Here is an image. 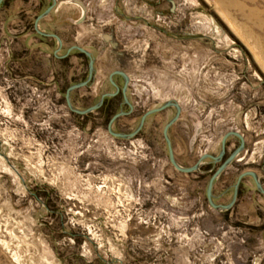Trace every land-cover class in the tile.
Wrapping results in <instances>:
<instances>
[{
    "label": "rangeland",
    "instance_id": "obj_1",
    "mask_svg": "<svg viewBox=\"0 0 264 264\" xmlns=\"http://www.w3.org/2000/svg\"><path fill=\"white\" fill-rule=\"evenodd\" d=\"M81 1L91 11L77 44L113 29L129 54L117 67L131 79L134 112L116 132L175 100L182 112L169 135L181 166L216 156L230 131L245 138L215 184L217 204L232 201L242 172L264 186V0ZM9 2L0 6V264H264V195L246 177L233 209H213L206 189L220 164L173 167L163 136L173 108L115 138L98 112L78 116L54 89L39 98L9 77L8 29L21 24H10ZM238 144L229 138L227 155Z\"/></svg>",
    "mask_w": 264,
    "mask_h": 264
},
{
    "label": "flooded vegetation",
    "instance_id": "obj_2",
    "mask_svg": "<svg viewBox=\"0 0 264 264\" xmlns=\"http://www.w3.org/2000/svg\"><path fill=\"white\" fill-rule=\"evenodd\" d=\"M23 1L25 3V7L16 16L18 17L21 23L19 24V26L23 28L25 32L34 33L35 35L37 34L38 38L43 43L51 44L52 47L54 46L56 48V58H54V60L56 61V69L53 75L54 87L53 88L48 87L47 83L44 80L45 74H41V73L37 74L36 72H32L33 74H31L32 75L31 78L33 79V81L30 84V90H32V93L34 91V93L39 92L40 94H42V93H45L47 91L54 89L57 96L61 98L65 97L66 99V93L69 87L76 85V84L86 82L90 78V75H91L90 62L92 58L94 61L93 63L94 71L92 73L91 80L85 86L73 90L71 93V99L76 108L84 110V109H87L97 104L104 95L114 94V96H105L103 105L95 112L89 113L88 115H85V116L89 117L91 114L98 112V115L102 118V120L108 119V123H109L111 118L114 115L118 114L119 112L121 111L129 112V114L121 116L117 120H115L113 124V130L116 132L118 130L117 121L123 117L131 116L134 112V107H133V110L131 111L129 105L125 102L124 88L126 86V77L123 74H125L129 78L127 86H126L127 96L129 92V86H130L131 79L123 67H117V64L122 65L125 62H127L129 54H127V51L124 48H121V44L115 33V30L110 29V30L105 31L104 33L102 32L98 34L97 37H93L92 39H89V42L86 43L85 45L82 44V46H79V44H77L78 37L80 36L79 30H78L79 26L86 23L89 17V12L91 11L90 3H87L86 5L85 2L82 1L86 6V14H85L84 21L81 24H79V20L81 19L83 15V10L78 5L81 8V13H77L78 15H75L74 18L72 17H67L65 19L62 18V20L60 21L61 24L63 26L65 25L66 27H64L63 33H56V35L60 39L59 41L54 37L39 34L37 31V27L40 30L39 28L40 23L44 19L48 18L50 14L57 9L59 5V1L56 0L57 3L54 6V8L51 10L49 15L41 19L38 22V25H36L38 16L43 14L49 7L53 5V0H23ZM67 1L73 4H76L74 2L76 0H67ZM16 2L17 0H10L9 4L10 6H14ZM51 34H54V33H51ZM49 39L51 41H49ZM76 47L83 48L84 50H86L87 52L91 54V57H89L86 53L81 52ZM74 60H77L76 65H75ZM113 64H116L114 68H112ZM100 68L103 69L104 72L107 71V74L105 77L106 80L102 84L101 82H96V78H97ZM111 78L115 84L112 83ZM93 93L95 94V98L91 99ZM86 100L91 101V103L89 105H86L85 104ZM129 101L131 103L130 99ZM173 109L175 110V113H174V116H175L176 109L175 108ZM76 115L81 116L79 114H76ZM143 115L140 117L139 124H140V121ZM149 117H147L142 129L139 131L137 135H140L144 131V128L147 124ZM108 123H107V126H108ZM233 138L238 139L237 137H233ZM196 143L197 141L195 142L193 148H191L190 143L188 144L187 146L188 153L191 154L194 151ZM239 145H240V140H239L238 146L234 149V151L239 147ZM221 148H222V145H221ZM221 148H220V152H221ZM227 149L228 147L226 143V153L224 155L223 160L228 158L234 152L232 151L230 155H227ZM220 152L216 156H218ZM204 154H207V153H204ZM203 155H200V156H203ZM216 164L221 165V162L215 163L212 159H209V158L205 159L203 161V164L200 170L194 173H203L202 171L203 167H205L206 165L214 166ZM194 173H191V174H194ZM223 205H226V204H223ZM234 206L231 209H233ZM228 211L229 210L222 211V212L227 213Z\"/></svg>",
    "mask_w": 264,
    "mask_h": 264
},
{
    "label": "water",
    "instance_id": "obj_3",
    "mask_svg": "<svg viewBox=\"0 0 264 264\" xmlns=\"http://www.w3.org/2000/svg\"><path fill=\"white\" fill-rule=\"evenodd\" d=\"M4 1L5 0H0V6L3 4ZM74 2L77 5H79L82 8V10H83V15H82L81 19L79 20V24H81L84 21V18H85L86 6H85V4L82 1L76 0ZM56 3H57V1L53 0V5L51 7H49L43 14L38 16L36 25H38V22L41 19H43V18H45V17H47L49 15V13L54 8ZM37 31H38L39 34L50 36V37H54V38H56L57 40L60 41L59 37L56 34L43 33V32H41L38 29V27H37ZM76 48L78 50H80L81 52L86 53L89 57H91V54L89 52H87L86 50H84L83 48H80V47H76ZM93 63H94V61L91 58V62H90L91 75H90V78L86 82H83V83H80V84H76V85H73V86L69 87V89H68V91L66 93V103H67L68 108L73 113L79 114V115H82V116L88 115L89 113H93L96 110H98L103 105L105 96H114V94H106L100 99V101L97 104H95V105H93V106H91V107H89L87 109H84V110L78 109V108H76L74 106V104L72 102V99H71V93H72L73 90L85 86L91 80L92 73L94 71ZM123 75L126 77V86H127L129 78L125 74H123ZM111 80H112V78H111ZM112 83L115 84L113 80H112ZM126 86L124 88V98H125V102L129 105V107H130V109L132 111L133 110V105L130 103V101L128 99V96L126 94ZM172 107L176 109V115L165 125L164 131H163V136H164V139H165V141L167 143V146H168L169 159H170V162L173 165V167L176 170H178L179 172H181V173L191 174V173H194V172H197V171L200 170V168H201V166L203 164V161L205 159H208V158L212 159L215 163L221 162V165L213 172V174L211 175V177H210V179H209V181L207 183V189H206L207 200L209 202V205L213 209H215V210H217L219 212L230 210L235 205V203L237 202V199H238V196H239L240 185H241L242 181L244 180V178H246V177H252L254 182H255V184H256L258 192L264 195V186H263V183L261 181L260 176L258 175L257 172H255L253 170H248V171L242 172L238 176V179H237L236 183L234 184V196H233L232 201L229 204L223 205V204H217L215 202L216 196L214 194V187H215L216 181L230 167L232 162L237 159V157L240 155V153L245 149V138H244V136L241 133H239L237 131H230V132H228V133H226L224 135V137L222 138V142H221V145H222L221 152H220V154L218 156H214V155H210V154H204L203 156L200 157V159L197 161V163H195L193 166H190V167H187V168L181 166L178 163V161H177V159L175 157L174 149H173L172 142H171V139H170V136H169L170 128L179 120V118L181 116V112H182L181 105L175 100H168L161 107L147 111L143 115V117H142V119L140 121V124L136 128V130L131 132V133H129V134L121 133V132H115L113 130V124H114L115 120H117L121 116L129 114V112L121 111V112H119L118 114L114 115L111 118V120L108 123L107 131H108V133L111 136H113L115 138L132 139L142 129L147 117H149L150 115H153V114L160 113V112H162V111H164V110H166L168 108H172ZM198 133L199 132L197 131L196 134L190 140L191 148L194 147V144H195V142L197 140ZM231 137H237L240 140V145L228 158L223 160L224 155L226 153L227 140L229 138H231Z\"/></svg>",
    "mask_w": 264,
    "mask_h": 264
},
{
    "label": "crops",
    "instance_id": "obj_4",
    "mask_svg": "<svg viewBox=\"0 0 264 264\" xmlns=\"http://www.w3.org/2000/svg\"><path fill=\"white\" fill-rule=\"evenodd\" d=\"M59 5L57 9L50 14V16L44 19L39 28L44 33H63L64 27L61 24L62 18L72 17L74 18L77 13H81V8L67 0H58ZM25 7L23 0H17L14 6H10L6 11L13 12L14 20H11L10 24L13 26L15 23H20L16 15ZM17 19V20H16ZM19 27V28H18ZM79 26V28H81ZM8 73L9 77L16 82H23L26 88L30 89V84L33 81L31 78L32 72L37 74H45V82L48 87H54L53 75L56 69V48L51 44L43 43L34 33L25 32L23 28L18 26L8 29ZM49 41H51L49 39ZM1 50V48H0ZM51 65L49 70V64ZM238 261V260H237ZM252 264L254 262L252 261Z\"/></svg>",
    "mask_w": 264,
    "mask_h": 264
},
{
    "label": "built area",
    "instance_id": "obj_5",
    "mask_svg": "<svg viewBox=\"0 0 264 264\" xmlns=\"http://www.w3.org/2000/svg\"><path fill=\"white\" fill-rule=\"evenodd\" d=\"M38 97H39V98L42 97V94L38 93Z\"/></svg>",
    "mask_w": 264,
    "mask_h": 264
},
{
    "label": "trees",
    "instance_id": "obj_6",
    "mask_svg": "<svg viewBox=\"0 0 264 264\" xmlns=\"http://www.w3.org/2000/svg\"><path fill=\"white\" fill-rule=\"evenodd\" d=\"M4 4V3H3Z\"/></svg>",
    "mask_w": 264,
    "mask_h": 264
}]
</instances>
